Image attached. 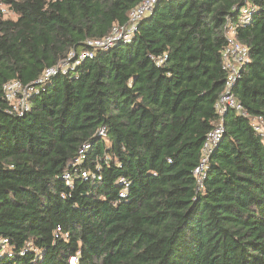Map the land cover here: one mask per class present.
Returning a JSON list of instances; mask_svg holds the SVG:
<instances>
[{
    "label": "trees",
    "instance_id": "1",
    "mask_svg": "<svg viewBox=\"0 0 264 264\" xmlns=\"http://www.w3.org/2000/svg\"><path fill=\"white\" fill-rule=\"evenodd\" d=\"M141 1H1L17 17L0 13V264H264V0H158L129 43L87 46ZM229 23L250 52L232 90L247 114L226 112L199 188ZM88 48L9 112L5 83Z\"/></svg>",
    "mask_w": 264,
    "mask_h": 264
},
{
    "label": "built area",
    "instance_id": "2",
    "mask_svg": "<svg viewBox=\"0 0 264 264\" xmlns=\"http://www.w3.org/2000/svg\"><path fill=\"white\" fill-rule=\"evenodd\" d=\"M157 1L158 0H142L141 3L131 11L130 21L126 25L115 26L112 32L104 38L87 40V46L89 48L93 47L94 49L106 50L121 42L129 43L137 30L140 20L152 10ZM6 7L7 5L0 3V13L3 15L6 14L7 9L9 10V8ZM253 12L254 9H250L248 7L242 8L240 21L249 23L252 19ZM226 35L227 44L223 48L221 56L223 67L225 70H227L228 76L225 82L224 91L215 104L218 120L215 124V127L206 136V140L202 147V157L199 164L193 171L199 188L203 186L204 179L207 176V169L211 154L223 137L225 131L224 116L226 112L229 109L234 108L239 113L247 114V111L244 109L242 103L237 100L232 90L237 79L241 75L242 69L247 63L250 62L249 47L237 40L234 27L230 23L227 25ZM89 48L80 54L72 52L66 60L59 62L57 66L47 68L42 76L33 83L24 84L19 79H13L5 83L3 89L5 98L10 105L9 112L22 115L25 111H27L30 105V98L37 90L36 87L38 85H44L48 83L53 76L59 73H66L70 68L74 69V67L78 66L86 58H92L94 56V50ZM166 58L167 55H164L156 60L158 63H163ZM252 122L255 130L264 139V118L262 116L253 117ZM105 132V128H101L98 134L104 136ZM90 146V143H85L83 145L79 152L80 157L75 159L74 164L81 162V160L85 158ZM83 175H86V172H84ZM65 177L69 180L70 174L66 173ZM121 194L125 195L124 193ZM8 246V240L0 238V251H9L10 249H8ZM76 261V257H71V263H76Z\"/></svg>",
    "mask_w": 264,
    "mask_h": 264
},
{
    "label": "rangeland",
    "instance_id": "3",
    "mask_svg": "<svg viewBox=\"0 0 264 264\" xmlns=\"http://www.w3.org/2000/svg\"><path fill=\"white\" fill-rule=\"evenodd\" d=\"M1 1L2 0H0V3H1ZM7 8V7H6ZM17 14H15L12 10H8L7 9V12H6V14H4V17H6V18H12V19H15L17 16H16ZM157 64H160V63H158L157 62Z\"/></svg>",
    "mask_w": 264,
    "mask_h": 264
}]
</instances>
